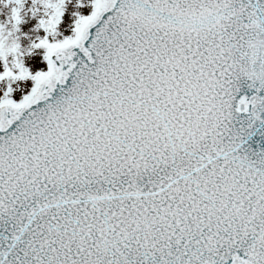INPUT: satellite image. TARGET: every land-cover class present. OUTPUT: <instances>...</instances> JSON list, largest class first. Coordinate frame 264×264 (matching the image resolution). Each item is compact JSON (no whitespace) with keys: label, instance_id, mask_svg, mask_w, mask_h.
<instances>
[{"label":"snow or ice","instance_id":"obj_1","mask_svg":"<svg viewBox=\"0 0 264 264\" xmlns=\"http://www.w3.org/2000/svg\"><path fill=\"white\" fill-rule=\"evenodd\" d=\"M0 264H264V0H0Z\"/></svg>","mask_w":264,"mask_h":264}]
</instances>
